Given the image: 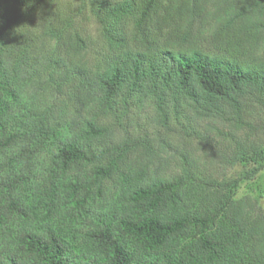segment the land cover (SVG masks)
Instances as JSON below:
<instances>
[{
  "label": "trees",
  "instance_id": "trees-1",
  "mask_svg": "<svg viewBox=\"0 0 264 264\" xmlns=\"http://www.w3.org/2000/svg\"><path fill=\"white\" fill-rule=\"evenodd\" d=\"M73 1L0 0V264H264V191L240 194L264 170L261 142H236L226 159L251 167L217 179L186 153L166 172L147 140L109 125L145 100L163 121L184 102L254 128L264 0ZM83 10L111 50L93 70ZM39 85L69 89L75 115L55 117Z\"/></svg>",
  "mask_w": 264,
  "mask_h": 264
},
{
  "label": "rangeland",
  "instance_id": "rangeland-1",
  "mask_svg": "<svg viewBox=\"0 0 264 264\" xmlns=\"http://www.w3.org/2000/svg\"><path fill=\"white\" fill-rule=\"evenodd\" d=\"M78 4L77 0L73 1L74 10L78 8ZM74 24L82 31L86 40L87 47L82 55L83 60L92 70L100 68L108 60L111 50L101 37L98 23L88 10H83L75 16ZM201 26L202 24L197 22L195 28ZM129 31L130 25L127 23V35ZM38 90L41 99L45 105L51 107L55 117L68 121L75 115V108L67 98L71 92L69 89H62L61 93L45 85H39ZM182 103L184 105L179 106L176 112L167 108V117L163 121L154 105L143 100L121 126L116 121L109 120L111 133L117 140L127 138L129 136L127 133L132 137L139 136L142 140H147L148 143L144 145L156 152L161 157V162L166 161L163 165L166 172H175L178 169L179 159L184 153L202 158L208 165L206 169L217 179L239 177L251 167L239 163L232 164L228 162L226 156L236 148L238 141L243 144L261 142L264 145V130L261 127L264 112L253 111L250 120L254 128L246 127L238 130L227 121L199 116L188 104ZM137 147L138 145L132 147L133 151L127 160L128 165L134 164L136 155L140 152ZM154 165L159 166L158 160H155L151 167L154 168ZM262 191H264V170L240 188V194H250L253 197H258ZM260 204L264 212V201L261 200Z\"/></svg>",
  "mask_w": 264,
  "mask_h": 264
}]
</instances>
